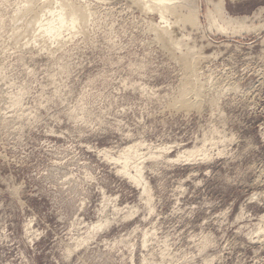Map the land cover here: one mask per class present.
<instances>
[{
  "label": "rangeland",
  "instance_id": "obj_1",
  "mask_svg": "<svg viewBox=\"0 0 264 264\" xmlns=\"http://www.w3.org/2000/svg\"><path fill=\"white\" fill-rule=\"evenodd\" d=\"M29 2L0 0V264H264V0L181 2L201 24L168 27L181 52L132 0H81L54 39L16 21ZM219 2L250 30L211 31ZM133 145L152 211L104 155Z\"/></svg>",
  "mask_w": 264,
  "mask_h": 264
},
{
  "label": "bare ground",
  "instance_id": "obj_2",
  "mask_svg": "<svg viewBox=\"0 0 264 264\" xmlns=\"http://www.w3.org/2000/svg\"><path fill=\"white\" fill-rule=\"evenodd\" d=\"M186 1L187 0H132V2L140 6L142 10L146 12L156 13L160 16L161 23L165 24V26L160 27L158 25L155 27L156 38L157 40L161 41L162 45H165L169 49H173V52H175V50L178 52V50H182L184 46L187 45H185L181 39H175L172 36L171 30L168 29L169 26L187 22L186 24L190 23L188 25H192V27H194L195 25L194 28H197L196 26H198L199 29V26L201 25L197 14L199 11L198 8H192V10L187 14H180L181 10L179 11L178 6H180L179 4L181 2L185 3ZM29 3V7L18 14L16 21L20 24L25 25L27 28L28 25L35 22L38 27L37 31H39L41 34L44 33L43 35L47 34L53 39L58 37L63 29L74 30L77 29L78 26H82L81 24H84L87 19H89L88 17H90L92 13L91 9L87 8L86 5L84 6V3H81V0H30ZM54 3L56 4V7H54ZM209 3L210 2H208V4ZM220 4L221 7H218L215 11L213 10L209 13L207 12V21L209 23L207 24L209 25L211 31L213 29H216L219 33L223 32L227 35L229 33L240 34L242 31L247 32V30H250V27L243 24L244 22H240L242 20L238 21L235 19L226 18L225 11L223 10V3L221 2ZM28 17H31L29 21L27 20ZM173 17H175V22L172 23L171 18L173 19ZM195 49L197 48H195L194 46L191 47L181 57L182 62L184 63L182 64L186 68L185 70H187L189 76L191 75V78L194 77V74L196 73V66L200 55L196 53L197 50L195 51ZM199 89H197L193 82H188L183 89V93L177 103V106L182 108L190 106V102L187 101V96L195 95L197 96V98H199ZM18 103L19 101H17L16 99L15 105H17ZM196 153H201V156H203L205 160L209 157L207 155V151L202 147L201 149L197 150V152H189L187 154L183 153L178 157V160L179 162L196 161V157H194ZM104 155L112 161H115L116 163H121L122 169L120 173L128 177L136 185L143 186V194L146 196V203L149 210L152 211L150 190L148 188V184L146 182H143V167L140 164L135 163L136 158H138L139 156L138 145L126 147L116 158H113L108 151H104ZM153 157L161 158L163 157V154L159 153V155H153ZM132 164L134 165L133 167H131ZM131 168H133L135 172L134 174L131 173ZM116 212H120V209H116ZM262 219H264V217ZM108 224L109 222L100 224L99 226L92 225L89 230H91L92 232H96L100 229H103V227Z\"/></svg>",
  "mask_w": 264,
  "mask_h": 264
}]
</instances>
